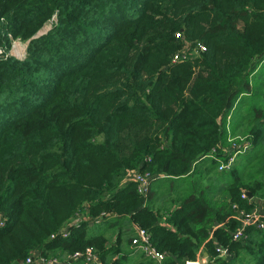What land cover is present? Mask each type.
<instances>
[{"label": "trees", "instance_id": "obj_1", "mask_svg": "<svg viewBox=\"0 0 264 264\" xmlns=\"http://www.w3.org/2000/svg\"><path fill=\"white\" fill-rule=\"evenodd\" d=\"M16 39L23 59L0 54V264H160L141 230L161 264H264V228L241 220L264 221V87L235 113L264 61V0H0V45Z\"/></svg>", "mask_w": 264, "mask_h": 264}, {"label": "built area", "instance_id": "obj_2", "mask_svg": "<svg viewBox=\"0 0 264 264\" xmlns=\"http://www.w3.org/2000/svg\"><path fill=\"white\" fill-rule=\"evenodd\" d=\"M177 36H179V33L177 34ZM2 52L3 51L0 49V54H2ZM176 57H175V60H177ZM231 161H233V158L230 160V163ZM135 179L139 183V191L146 192L148 189L149 177L146 176L145 174H137L135 175ZM246 196L247 194H243V197H246ZM263 205H264V201H263ZM262 214L263 213L261 212L260 207H256L251 212H247V213L244 212L241 218L243 222V227L249 224H255L256 226H258V228H264V221H262L261 219ZM243 236H245V233L243 232V228L237 229L234 233V239H240ZM134 243L141 245L142 248L146 250L147 254L155 258L160 264L162 260L165 258V254L161 253L154 246L151 245L149 241V235L145 230L140 231V236L134 240ZM217 251L221 255H224L225 253H227V249L221 248V247H217ZM82 255H85L88 260H96L97 258V256L93 253L91 248H88L84 254L80 252L76 253V256H82ZM29 260L30 259H28V261ZM185 264H210V263L205 258H198L196 260H188Z\"/></svg>", "mask_w": 264, "mask_h": 264}, {"label": "rangeland", "instance_id": "obj_3", "mask_svg": "<svg viewBox=\"0 0 264 264\" xmlns=\"http://www.w3.org/2000/svg\"><path fill=\"white\" fill-rule=\"evenodd\" d=\"M55 19V18H54ZM50 27V24H48L46 27H44L40 32L41 33H45L47 32V29ZM28 41H22L21 39H16L13 41L12 45L9 48L3 47L1 46L0 49L6 50L8 54L10 55H14L20 59H23L26 54H27V46H28ZM251 81H252V95L250 96H246L243 97L242 100L240 101V105L238 106V108L236 109V115L238 114V112L242 111L246 106L250 105V103H257L259 100H261V92L263 90L262 87H264V61L262 62V64L260 65V67L257 69L256 72H254V74L251 77ZM254 93V94H253ZM165 182V185L167 184L166 181L162 180V179H156L155 183H154V187H153V192L156 195V200H162L161 198V194L162 192L159 191L156 186L157 185H161ZM167 191H170V187L167 186ZM163 202L166 203V199L163 200ZM158 205L162 204L161 202H157ZM111 230V229H110ZM112 232V230H111ZM248 259L250 258V254L245 255ZM249 264H254L253 261L251 260L249 262Z\"/></svg>", "mask_w": 264, "mask_h": 264}, {"label": "water", "instance_id": "obj_4", "mask_svg": "<svg viewBox=\"0 0 264 264\" xmlns=\"http://www.w3.org/2000/svg\"><path fill=\"white\" fill-rule=\"evenodd\" d=\"M248 195L251 197L252 196V193L251 192H248Z\"/></svg>", "mask_w": 264, "mask_h": 264}]
</instances>
